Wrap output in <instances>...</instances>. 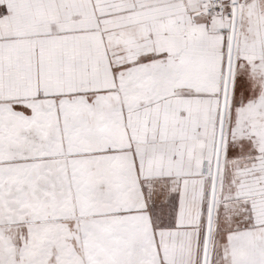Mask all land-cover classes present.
Listing matches in <instances>:
<instances>
[{
	"label": "snow or ice",
	"instance_id": "1",
	"mask_svg": "<svg viewBox=\"0 0 264 264\" xmlns=\"http://www.w3.org/2000/svg\"><path fill=\"white\" fill-rule=\"evenodd\" d=\"M0 264H264V0H0Z\"/></svg>",
	"mask_w": 264,
	"mask_h": 264
}]
</instances>
